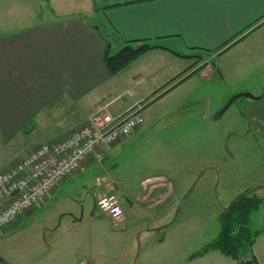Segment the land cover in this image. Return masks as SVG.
<instances>
[{
    "label": "crops",
    "instance_id": "crops-1",
    "mask_svg": "<svg viewBox=\"0 0 264 264\" xmlns=\"http://www.w3.org/2000/svg\"><path fill=\"white\" fill-rule=\"evenodd\" d=\"M24 1L15 0V8H7V11H12L11 18L19 9L25 11L26 5H22ZM27 1L33 7L35 2L42 0ZM47 1L52 6V18H40L11 31L9 23L1 21L7 20L9 13L6 11L3 19L4 12L0 10V158H7L0 160V171L9 169L40 143H53L67 135L83 124L98 105L107 104L108 107L112 99H107L116 91L118 96L129 90L132 95L124 107L109 110L114 116L121 115L137 103L142 106V114L146 109L143 110L144 100L152 96L173 95L195 73L211 75L216 70L225 79V72L229 70V75L250 74L249 77L259 76L260 80L264 79V0ZM63 3L71 5L65 7ZM86 10L95 15L100 13L102 23H89L82 13ZM106 42L109 43L110 52L113 47L119 49L125 44L136 46L142 42L154 47L111 74L104 63ZM192 56L198 57H195L192 64L186 63L191 61ZM222 59H225L224 62H221ZM254 96L257 98H249L245 102L243 115L248 120L264 125V89L256 88ZM175 109L174 106L167 111L173 112ZM143 122L137 129L104 148V163L108 157L114 158L112 154L120 146L133 140L143 128ZM33 133L37 135L36 142L39 143L30 147L31 140L27 139ZM12 142L14 146L7 153ZM15 148L17 151L22 150L21 153H17ZM262 162L264 167V155ZM104 163L103 166L90 163L85 171L62 180L56 186L58 192H63V187L70 186L73 178L92 167L107 172ZM116 166L117 163L112 167L115 171ZM156 167L161 169L162 166L157 164ZM110 172L112 174L107 172L106 177L113 182L114 191L119 192L113 171ZM161 174L147 176L140 181L141 205L134 202L136 198L133 200L131 197L127 199V208L120 203L123 214L115 222L118 226L126 224L129 216L125 215L127 211L129 213L140 208L146 212L151 205L164 201L162 194L170 193V185L165 182L166 176ZM102 176L97 182L102 185L104 192L107 188L106 183L100 179ZM120 180L121 177L118 183L129 194L126 180L122 183ZM258 182L263 185L264 177ZM261 188L264 189V186ZM54 194L43 198L23 217L45 205ZM262 200L261 207L264 205V197ZM6 202L7 197L0 198V208ZM227 204L224 203V206ZM171 213L159 221L151 220L150 216H142L145 222L149 219L150 225L140 230L138 238L142 259L138 264H150L146 261L149 257L147 242L150 233L169 226L173 222ZM255 228L260 233L252 251L258 263L264 264V229ZM184 242L180 250H173V254L164 257L168 261L171 259L169 264H237L234 259L216 250L188 257L198 249L190 245L185 251ZM158 244L161 248L159 250L163 251L170 242L163 237ZM176 256H180L178 262L173 261Z\"/></svg>",
    "mask_w": 264,
    "mask_h": 264
},
{
    "label": "rangeland",
    "instance_id": "rangeland-1",
    "mask_svg": "<svg viewBox=\"0 0 264 264\" xmlns=\"http://www.w3.org/2000/svg\"><path fill=\"white\" fill-rule=\"evenodd\" d=\"M14 1L0 0L3 19L7 8H15ZM29 4L25 0L22 3L26 5L25 11L19 9L13 18L12 11H7V20L1 21L9 23V31L53 17L47 0L35 2L33 7ZM68 5L71 4H62ZM82 13L89 23H102L100 13L95 15L88 10ZM116 51L113 47L110 53ZM195 53L198 54L192 52ZM195 57L198 56H192L186 63L192 64ZM220 75L216 70L211 75L195 73L172 93V100L169 99L173 95L144 100L143 128L104 163L109 174L113 171L119 201L125 208L129 197L136 198L134 202L141 205L140 181L160 173L170 185V193L162 194L164 201L151 205L146 212L140 208L127 211L125 215L129 216L122 226L97 209L91 214L94 196L103 192L97 179L104 173L92 167L73 178L63 192L55 187L57 191L54 189L51 193L54 196L45 205L0 230V264H138L142 259L140 230L150 225L149 219L145 222L142 216L159 221L172 212L173 222L152 231L147 242V263L169 264L171 259L164 257L180 250L182 241H185L183 250L190 245L199 250L216 237L224 203L232 201L241 191L253 187L257 195L264 197V189L255 187L261 185L257 183L264 177V125L243 115L242 108L249 97H237L214 119L216 112L235 94L247 92L254 96L256 88L264 89V79L249 77L250 74L229 75V70L225 79ZM131 95L130 90L119 96L114 92L107 99H112L107 110L124 107ZM174 106L173 112L167 111ZM27 140H31L30 147L39 143L35 133ZM12 146L13 142L7 153ZM4 159L7 158H0ZM116 163L115 171L112 167ZM120 177L121 183L126 180L129 194L118 183ZM253 216V227L264 229V205ZM163 237L170 245L160 251L158 242ZM174 258V262L180 260V256Z\"/></svg>",
    "mask_w": 264,
    "mask_h": 264
},
{
    "label": "built area",
    "instance_id": "built-area-1",
    "mask_svg": "<svg viewBox=\"0 0 264 264\" xmlns=\"http://www.w3.org/2000/svg\"><path fill=\"white\" fill-rule=\"evenodd\" d=\"M141 108L135 104L114 116L107 104L98 105L83 124L67 135L53 143H40L9 169L0 171V198L7 197L0 208V230L49 197L62 180L85 171L90 163L103 166L104 148L141 125ZM106 173L100 179L107 190L95 196V208L117 222L122 218V207Z\"/></svg>",
    "mask_w": 264,
    "mask_h": 264
},
{
    "label": "trees",
    "instance_id": "trees-1",
    "mask_svg": "<svg viewBox=\"0 0 264 264\" xmlns=\"http://www.w3.org/2000/svg\"><path fill=\"white\" fill-rule=\"evenodd\" d=\"M153 47L147 42L136 46L125 44L118 51L110 53L109 43L106 42L104 63L109 73L115 74ZM262 201V197L254 189L241 193L227 208L221 209L216 237L189 257L217 250L220 254L234 259L237 264H259L252 248L260 231L253 228L250 221L252 213L261 207Z\"/></svg>",
    "mask_w": 264,
    "mask_h": 264
},
{
    "label": "water",
    "instance_id": "water-1",
    "mask_svg": "<svg viewBox=\"0 0 264 264\" xmlns=\"http://www.w3.org/2000/svg\"><path fill=\"white\" fill-rule=\"evenodd\" d=\"M239 96H245V97H249V98H252V99H256L257 97H255V96H253V95H251V94H249V93H247V92H242V93H239V94H235L234 96H232L226 103H225V105L219 110V111H217L216 112V114L214 115V119H218L220 116H221V114L225 111V109L230 105V103L234 100V99H236L237 97H239ZM264 186V184L263 185H259V186H255L256 188L258 187V188H260V187H263ZM248 189H254L253 187H250V188H246V189H244L243 191H241L232 201H230L228 204H227V206H225V207H223L222 209H225V208H227L231 203H233L240 195H241V193H243L244 191H246V190H248ZM94 209H95V198L93 199V206H92V210H91V214H93L94 213ZM156 229H158V228H155V230Z\"/></svg>",
    "mask_w": 264,
    "mask_h": 264
}]
</instances>
